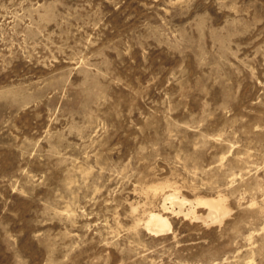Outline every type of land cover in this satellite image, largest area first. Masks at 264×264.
Returning a JSON list of instances; mask_svg holds the SVG:
<instances>
[{
	"label": "rangeland",
	"instance_id": "obj_1",
	"mask_svg": "<svg viewBox=\"0 0 264 264\" xmlns=\"http://www.w3.org/2000/svg\"><path fill=\"white\" fill-rule=\"evenodd\" d=\"M0 264H264V0H0Z\"/></svg>",
	"mask_w": 264,
	"mask_h": 264
},
{
	"label": "bare ground",
	"instance_id": "obj_2",
	"mask_svg": "<svg viewBox=\"0 0 264 264\" xmlns=\"http://www.w3.org/2000/svg\"><path fill=\"white\" fill-rule=\"evenodd\" d=\"M180 193V192H179ZM176 190L165 194L163 210L168 211L170 207L166 205V201H170L173 205L178 206L177 214H182L184 217L191 218H202L203 222L206 224L209 223H222L224 218L229 214L230 210L225 204V201L222 197H204L200 196L189 201L186 198L180 196ZM189 204L188 208H185V205ZM203 207L208 210V215L201 217L197 215L196 209ZM230 208V207H229ZM174 210V209H173ZM231 213V212H230ZM144 228L151 234L160 235L169 233L172 230V226L166 216L161 213L153 212L150 214L148 220L144 223Z\"/></svg>",
	"mask_w": 264,
	"mask_h": 264
}]
</instances>
